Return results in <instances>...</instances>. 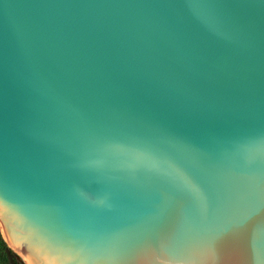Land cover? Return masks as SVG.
I'll use <instances>...</instances> for the list:
<instances>
[{
  "label": "water",
  "instance_id": "obj_1",
  "mask_svg": "<svg viewBox=\"0 0 264 264\" xmlns=\"http://www.w3.org/2000/svg\"><path fill=\"white\" fill-rule=\"evenodd\" d=\"M0 234L23 264H264V0H0Z\"/></svg>",
  "mask_w": 264,
  "mask_h": 264
},
{
  "label": "trees",
  "instance_id": "obj_2",
  "mask_svg": "<svg viewBox=\"0 0 264 264\" xmlns=\"http://www.w3.org/2000/svg\"><path fill=\"white\" fill-rule=\"evenodd\" d=\"M0 264H22L15 253L7 247L0 234Z\"/></svg>",
  "mask_w": 264,
  "mask_h": 264
},
{
  "label": "rangeland",
  "instance_id": "obj_3",
  "mask_svg": "<svg viewBox=\"0 0 264 264\" xmlns=\"http://www.w3.org/2000/svg\"><path fill=\"white\" fill-rule=\"evenodd\" d=\"M20 260V259H19ZM21 261V260H20ZM21 263H22V261H21ZM23 264V263H22Z\"/></svg>",
  "mask_w": 264,
  "mask_h": 264
}]
</instances>
